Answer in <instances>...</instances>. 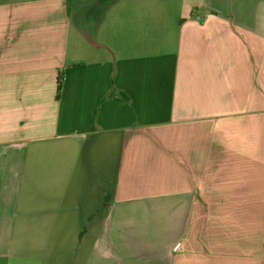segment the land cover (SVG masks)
Returning <instances> with one entry per match:
<instances>
[{
    "label": "crops",
    "instance_id": "obj_1",
    "mask_svg": "<svg viewBox=\"0 0 264 264\" xmlns=\"http://www.w3.org/2000/svg\"><path fill=\"white\" fill-rule=\"evenodd\" d=\"M143 3L0 0V264H264V0Z\"/></svg>",
    "mask_w": 264,
    "mask_h": 264
},
{
    "label": "rangeland",
    "instance_id": "obj_2",
    "mask_svg": "<svg viewBox=\"0 0 264 264\" xmlns=\"http://www.w3.org/2000/svg\"><path fill=\"white\" fill-rule=\"evenodd\" d=\"M125 1V0H123ZM127 4L120 7L115 0H70V12L73 25L79 27L82 32L86 31L92 39H95V28L101 25V19L104 17L118 13L122 9H126L127 13L136 15L132 19H145L144 15L150 12L151 4L136 3L134 0H126ZM180 1V0H177ZM156 11L160 12L163 4H154ZM178 9V5H176ZM80 236V235H79ZM77 239H75L76 241Z\"/></svg>",
    "mask_w": 264,
    "mask_h": 264
},
{
    "label": "trees",
    "instance_id": "obj_3",
    "mask_svg": "<svg viewBox=\"0 0 264 264\" xmlns=\"http://www.w3.org/2000/svg\"><path fill=\"white\" fill-rule=\"evenodd\" d=\"M61 89H62V80L59 79L58 80V90H57L58 97L60 96Z\"/></svg>",
    "mask_w": 264,
    "mask_h": 264
}]
</instances>
